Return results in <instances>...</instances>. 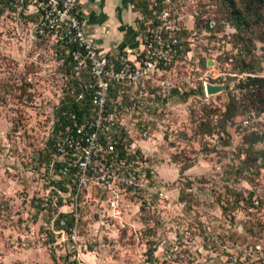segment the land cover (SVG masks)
<instances>
[{
	"label": "rangeland",
	"instance_id": "1",
	"mask_svg": "<svg viewBox=\"0 0 264 264\" xmlns=\"http://www.w3.org/2000/svg\"><path fill=\"white\" fill-rule=\"evenodd\" d=\"M242 8L243 0H194L184 8L193 24L187 22L189 30L180 38L191 39L198 79L193 90L184 89L181 70L174 67L182 92L174 88L168 94L155 120L154 141L144 144L167 198L160 204L153 200L154 208L146 216L126 208L117 228L107 219L94 221L90 208L84 206L78 225L86 250L80 247L79 258L63 254L70 247L67 241L48 245L36 237V232L46 231L48 238L45 226L56 216L48 205L33 202V194L47 197L45 161L40 156L45 123L36 124L46 116V104L41 101L39 109L35 105L46 81L36 82L38 90L33 88L28 77L33 78L40 66L27 64L4 41L0 264H264V111L258 112L247 101L241 85L247 75L264 78V40L260 41L264 9H259L256 24L238 30L251 38L245 54L231 36L235 32L231 10ZM131 10L136 14L137 9ZM207 58L213 62H206ZM240 59L251 62L254 70L240 69ZM201 81L222 89L204 95ZM231 99L236 112L227 117Z\"/></svg>",
	"mask_w": 264,
	"mask_h": 264
},
{
	"label": "built area",
	"instance_id": "2",
	"mask_svg": "<svg viewBox=\"0 0 264 264\" xmlns=\"http://www.w3.org/2000/svg\"><path fill=\"white\" fill-rule=\"evenodd\" d=\"M141 2L136 45L106 51L85 32L78 0H0V52L8 41L14 54L40 66L28 77L32 87L38 90L36 82L46 81L35 105L46 104V116L36 124L45 123L40 156L47 197L33 194V202L48 205L56 216L45 226L48 238L46 231L36 237L48 245L69 242L62 251L73 258L83 255L81 246L86 250L78 225L84 206L94 221L107 219L117 228L126 208L146 216L153 200L160 204L167 198L144 144L154 141L155 120L171 90L180 94L181 86L195 88L197 59L191 39L180 38L189 30L187 22L193 24L184 8L194 0ZM176 65L181 86L175 80ZM65 214L71 217L69 224L59 216Z\"/></svg>",
	"mask_w": 264,
	"mask_h": 264
},
{
	"label": "crops",
	"instance_id": "3",
	"mask_svg": "<svg viewBox=\"0 0 264 264\" xmlns=\"http://www.w3.org/2000/svg\"><path fill=\"white\" fill-rule=\"evenodd\" d=\"M83 28L100 48L114 51L135 46L136 14L122 0H78ZM135 15V16H134Z\"/></svg>",
	"mask_w": 264,
	"mask_h": 264
},
{
	"label": "trees",
	"instance_id": "4",
	"mask_svg": "<svg viewBox=\"0 0 264 264\" xmlns=\"http://www.w3.org/2000/svg\"><path fill=\"white\" fill-rule=\"evenodd\" d=\"M125 3H133L135 9L143 10L141 0H122ZM259 9H264V0H243L242 9H232L231 14H233L232 27L235 31L231 36L234 42L236 41L239 44V47L243 50L245 54H248L251 47V38L250 36L244 37L241 33L238 32L240 28L248 29L253 24L258 22L257 15ZM208 26H209V22ZM264 40V36L260 37V41ZM240 59L239 67L246 72H252L254 67L251 66V62H242ZM241 85L245 88V96L248 102H250L258 112L264 111V78L260 76H245L244 80H241ZM69 100L72 97H68ZM70 106H75L74 103H70ZM235 102L231 99V102L227 104L225 109V115L227 117L232 116L236 112ZM65 218L66 224H69L71 217L69 214L59 215Z\"/></svg>",
	"mask_w": 264,
	"mask_h": 264
},
{
	"label": "water",
	"instance_id": "5",
	"mask_svg": "<svg viewBox=\"0 0 264 264\" xmlns=\"http://www.w3.org/2000/svg\"><path fill=\"white\" fill-rule=\"evenodd\" d=\"M203 86H204L205 95L213 94V93L218 92L222 89L221 85L210 83V82H204Z\"/></svg>",
	"mask_w": 264,
	"mask_h": 264
}]
</instances>
